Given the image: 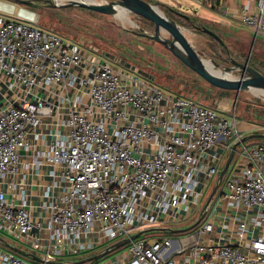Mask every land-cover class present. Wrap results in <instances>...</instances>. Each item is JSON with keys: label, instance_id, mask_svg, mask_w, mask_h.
I'll use <instances>...</instances> for the list:
<instances>
[{"label": "built area", "instance_id": "2783aa9c", "mask_svg": "<svg viewBox=\"0 0 264 264\" xmlns=\"http://www.w3.org/2000/svg\"><path fill=\"white\" fill-rule=\"evenodd\" d=\"M241 23L263 36L264 0L244 11ZM38 25L29 7L0 1V88L13 95L0 108V184L6 185L0 186V233L54 261L94 255L194 213L223 157L242 139L235 113L223 116L167 93L123 63L113 65L97 50ZM243 146L235 155L248 159L242 175L227 179L220 191L231 204L259 210L264 221V171L252 162L264 160V147ZM23 153L49 178L34 209L24 189L8 197L16 188L11 179L31 167ZM212 229L204 223L201 232ZM171 246L170 240L140 237L107 264H178ZM184 252L201 264H212L213 257L264 264V238L178 251ZM0 264L46 263L0 250Z\"/></svg>", "mask_w": 264, "mask_h": 264}, {"label": "rangeland", "instance_id": "374dc122", "mask_svg": "<svg viewBox=\"0 0 264 264\" xmlns=\"http://www.w3.org/2000/svg\"><path fill=\"white\" fill-rule=\"evenodd\" d=\"M0 1L15 3L14 0ZM23 1H26L27 6L39 15L38 26L40 28L53 32L65 40L77 44L82 43L88 51L97 50L101 57L110 60L113 65L128 66V70L149 80L167 93L182 98H192L210 109L220 111L223 116L234 112L238 118L237 129L239 132H243V134L240 132L241 137H247V131L264 124V93L240 92L239 97L236 98L235 94L230 92V94L223 95L229 100L227 104L219 102L222 99L219 92L183 65L162 45L133 33L143 30L147 34H154V26L145 19L130 13L109 16L77 6H62L68 2L67 0L62 3L57 2L61 5L59 7L53 6V3H56L53 0ZM95 1L106 3L112 0ZM145 1L156 6L162 13L172 16L198 55L204 61H208L215 71L223 72V68L231 67V59L237 62H245L249 59V64L264 75V35L255 37L243 31L238 34L233 33L231 37L223 28L209 23L203 24L193 15L190 16L188 12L184 11L185 9L176 12L188 16L189 19L170 13L151 0ZM195 27L210 29L220 37L223 44H219ZM229 76L236 78L238 73H229ZM227 157L228 153L219 165L220 170ZM232 165H230L223 182L226 181ZM216 179L217 176L214 177L206 190L203 197L204 203L209 197ZM1 235L3 234L0 233ZM6 238L11 241L8 237ZM126 246L102 259L100 264H107L112 258L124 253ZM27 250L30 251L29 247ZM91 254L81 256L80 259ZM77 258L79 257L75 259Z\"/></svg>", "mask_w": 264, "mask_h": 264}, {"label": "crops", "instance_id": "0c3cea01", "mask_svg": "<svg viewBox=\"0 0 264 264\" xmlns=\"http://www.w3.org/2000/svg\"><path fill=\"white\" fill-rule=\"evenodd\" d=\"M154 4L164 8L169 11H184L188 12L190 16H194L200 20L203 24L209 23L213 26H218L223 28V30L232 37L233 33L238 34L240 32H246L253 36L251 30L245 27L241 23V15L244 11H255L258 0H151ZM200 1V2H198ZM202 2V3H201ZM193 7V8H191ZM181 14V13H180ZM186 16V15H185ZM188 17V16H187ZM185 18V17H183ZM185 19H189L185 18ZM215 88V87H214ZM219 92L222 99L219 102L228 103V99L224 98L223 95L230 94L233 92L235 97H239L240 93L237 94L235 91H224L215 88ZM12 94L5 91L4 88H0V108L8 104L12 98ZM257 117V115H256ZM259 118H261L259 116ZM241 132V131H240ZM239 132V133H240ZM248 136L262 134L264 135V124L257 126L256 129L247 131ZM243 134V132H241ZM245 138V137H242ZM253 146H263L264 138H252L246 140L243 147H253ZM242 147V148H243ZM240 149V148H239ZM23 161L30 163L31 167L29 170L24 171L20 169L19 175L13 177L11 181L16 185L13 191L8 192V197L18 198L17 194L21 189H24L28 194L29 207L31 204L34 207L42 201L41 191L49 182V178L46 173V168L41 167L38 171L31 162L33 157L31 154L23 153ZM256 162L262 171H264V160H253ZM248 163V159L243 156H235L231 170L227 176V179L232 176H241L245 165ZM225 164V163H224ZM224 166V165H223ZM226 179V180H227ZM224 180V179H223ZM217 181V179H216ZM215 181V182H216ZM225 182V181H224ZM223 183V182H222ZM5 180L2 181L0 186L6 188ZM210 185V184H209ZM208 185V187H209ZM206 188V190L208 189ZM206 192V191H205ZM204 192V193H205ZM205 195V194H204ZM204 202L202 199L201 205L192 213L187 216L184 220L179 222L165 223L160 229H167V231H161V233L153 234L155 239H165L172 242L170 254L171 257L178 264H201L200 259L189 252H184L179 254L180 249H188L195 244L206 245V246H219L222 244H228L233 247L244 246L250 240L256 237L264 238V221L260 219L262 214L257 209H247L242 205L231 204L227 199H225L220 189L218 190L216 196L211 202L208 210L206 211L205 217L199 226H195L196 222L200 218V209L203 210ZM36 214V212H35ZM211 222L213 229L211 232H201L203 224ZM244 224L245 229L241 231L240 225ZM195 226V227H194ZM241 232V236H240ZM6 240L11 245L34 254V251L30 246L23 242H18L11 240L9 241L3 235L0 236ZM26 247V248H25ZM29 247L30 251L27 250ZM0 250L8 251L10 249L6 248L0 242ZM11 251V250H10ZM120 255L112 258L110 262ZM76 257H79L75 259ZM69 257V258H55L54 261L63 264H78L81 260L80 256ZM210 259V257L201 253L200 258ZM86 258V257H85ZM84 259V258H83ZM101 261V260H100ZM97 262L96 264L100 263ZM212 264H224L217 257H213Z\"/></svg>", "mask_w": 264, "mask_h": 264}, {"label": "water", "instance_id": "95a60500", "mask_svg": "<svg viewBox=\"0 0 264 264\" xmlns=\"http://www.w3.org/2000/svg\"><path fill=\"white\" fill-rule=\"evenodd\" d=\"M14 2L16 4L27 6V2L23 0H14ZM53 6L59 7L61 5L53 3ZM62 6H77L109 16H118L120 14L130 13L137 17L145 19L154 26V34H147L143 30H141L140 32L133 33L139 37L155 41L156 43L162 45L183 65H185L195 74H197L200 78L205 80L211 86L224 91H235L237 94H239L240 92L264 93V75L249 64V59H247L245 62H237L231 59V67L223 68V72L221 73V75L214 73L213 71L206 68V66L204 65V60L198 55L197 51L193 48L189 40L184 35L182 29L179 27L176 20H174L167 14L162 13L156 6L148 3L145 0H112L106 3H99L96 1L94 3H86L83 1L74 0L68 1L65 5ZM172 13L181 17L188 18L187 16L180 14L176 11H172ZM195 28L199 31L206 33L211 38L216 40L219 44H223L220 37L210 29L206 27ZM234 72H237L238 76L236 78L230 77L229 73ZM252 138H264V135L256 134L242 138L239 142L232 146L231 151L229 152L228 157L225 161V164L218 175L217 181L204 204V210H208L211 202L216 196L218 190L220 189L223 179L235 158L238 147L244 144L246 140ZM205 214L206 213L200 214V218L196 222L195 226H199L201 224L205 217ZM152 231H167V229L150 228L144 230L135 235H132L130 238L117 241L109 245L108 247L101 249L94 255L81 259L78 264H96L111 253L122 249L131 241H134L140 238L145 233ZM0 242L12 252L24 258L32 259L34 262L46 264H63L56 261H44L35 254L23 251L11 245L1 237Z\"/></svg>", "mask_w": 264, "mask_h": 264}, {"label": "bare ground", "instance_id": "6f19581e", "mask_svg": "<svg viewBox=\"0 0 264 264\" xmlns=\"http://www.w3.org/2000/svg\"><path fill=\"white\" fill-rule=\"evenodd\" d=\"M56 3H62L64 0H54ZM67 1H74V0H67ZM75 1H83V2H86V3H94L95 0H75ZM25 6V5H24ZM28 7V6H27ZM121 15V14H120ZM204 65L206 66V68H208L209 70L213 71L214 73L218 74V75H221V71H215L209 64L208 61H204ZM204 208V207H203ZM100 251V250H99ZM98 252V251H97Z\"/></svg>", "mask_w": 264, "mask_h": 264}, {"label": "trees", "instance_id": "16d2710c", "mask_svg": "<svg viewBox=\"0 0 264 264\" xmlns=\"http://www.w3.org/2000/svg\"><path fill=\"white\" fill-rule=\"evenodd\" d=\"M167 11H169V10H167ZM169 12L172 13V11H169ZM168 16H170V15L168 14ZM170 17L173 18L172 16H170ZM157 233H161V231H152V232L145 233L144 235L141 236V238H144V239H155L153 237L154 236L153 234H157ZM27 259L29 261H31V262H34L32 259H29V258H27Z\"/></svg>", "mask_w": 264, "mask_h": 264}]
</instances>
